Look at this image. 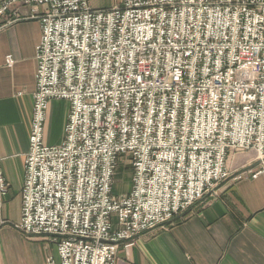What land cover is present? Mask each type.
I'll use <instances>...</instances> for the list:
<instances>
[{"label":"built area","instance_id":"2783aa9c","mask_svg":"<svg viewBox=\"0 0 264 264\" xmlns=\"http://www.w3.org/2000/svg\"><path fill=\"white\" fill-rule=\"evenodd\" d=\"M23 7L42 37L16 229L61 264H117L227 179L230 155L264 163V0H0V29ZM53 100L70 103L59 146L44 143ZM123 158L132 189L115 196Z\"/></svg>","mask_w":264,"mask_h":264},{"label":"crops","instance_id":"0c3cea01","mask_svg":"<svg viewBox=\"0 0 264 264\" xmlns=\"http://www.w3.org/2000/svg\"><path fill=\"white\" fill-rule=\"evenodd\" d=\"M85 1L108 10L123 0ZM32 10L20 8L23 20L0 29V173L8 185L5 195L0 192V264H51L50 259L61 264L54 243L16 229L22 218L42 37L40 20L27 19ZM43 11L39 7L35 15ZM69 112V102L51 101L46 145L64 142ZM228 168L232 176L215 194L164 229L122 246L117 264H264V163L252 151L234 155Z\"/></svg>","mask_w":264,"mask_h":264},{"label":"rangeland","instance_id":"374dc122","mask_svg":"<svg viewBox=\"0 0 264 264\" xmlns=\"http://www.w3.org/2000/svg\"><path fill=\"white\" fill-rule=\"evenodd\" d=\"M245 153H249V152H241V153H236V154L230 155L229 160H228V163L232 159V157H234V155L245 154ZM227 168H228V166H227ZM228 172H229V177L227 179H225L222 183H220V185L217 186L213 190V192L211 194H209V196L215 194L216 191L219 189V187L222 186L226 181H228L231 178V176H232L231 174L232 173H231V170L229 168H228ZM113 189H114L113 190V194L115 196H123V195L129 194V192L132 189V168L128 164L127 159H125V158H123L119 162V166L117 168V172H116V176H115V180H114V188ZM185 215L186 214L182 215V217H184ZM174 221H176V219L173 220L170 224L174 223Z\"/></svg>","mask_w":264,"mask_h":264}]
</instances>
